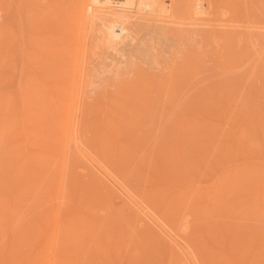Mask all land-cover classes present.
Segmentation results:
<instances>
[{
	"label": "rangeland",
	"instance_id": "rangeland-1",
	"mask_svg": "<svg viewBox=\"0 0 264 264\" xmlns=\"http://www.w3.org/2000/svg\"><path fill=\"white\" fill-rule=\"evenodd\" d=\"M0 1H7L4 2L6 3L5 5L3 2H0V4H3L0 5V12L4 11L3 14L0 13V32L2 31L1 35L4 32L2 37L0 35V42H3L0 43V47L4 46V48L8 49V51L3 47L2 48L4 51L1 50L2 48L0 49V53L2 55L5 54V57L3 56V61H1V63L4 62V64L0 65V95H4L2 98L7 99L9 101L8 103L13 105H10V112L5 109L6 113L4 114L11 118L15 124L17 123L15 125L12 122V129L20 133L22 137V128L25 124L27 126L28 124L21 122V114L27 111L25 114L29 116V111H31L33 108L30 112V117L34 114L36 116L35 119L32 116L35 121L31 119V123L38 121L37 125L38 123H40L39 125L43 124L44 122L42 123V121H44L45 118H43L41 121L39 113H35L34 110L37 112V108L40 106V104H44L43 102H40L42 101V95L49 93L45 92L44 94H41L39 92V95H37L38 90L35 89V84L39 88L41 83H44L45 85L48 83V80L47 82L40 81L41 83L38 81L37 83H39V86L37 83H32L30 78L29 80H31V82L28 81L27 74L24 72L22 75V70L27 69L23 71L28 72V68H21L15 59L19 56L17 54L18 51L16 46L20 40L21 31L23 32L22 34H24L23 36H25V41L30 44V48L36 54L39 52V48H41V45H38L40 40L39 37L41 38V33L39 32V34L37 32L38 30H35V28H37L39 25L38 22H35L38 20V18L30 20L27 15H30V12L33 10L39 14L43 13L46 11L44 10L46 7L47 10H51V12H53H49V14L51 13L50 15L45 14L48 16L47 18L51 17V20L54 18L53 22L49 21L50 18H46L47 22L54 23V26L56 25L60 27H62L61 25L64 24L63 27L69 26L68 28H71L72 31L78 30L77 32H74L73 39L75 42H79L81 36H84L88 30L90 31L94 29L97 31V24L95 22L94 14L96 12V5H99V3L95 0H61L62 5L59 4V6L57 2L59 1L58 3H60V0H57V2L53 0ZM64 1L65 4L63 3ZM170 2L171 0H163L162 7H168ZM187 3L189 7L188 12L186 14H180V12H177L173 19V23H169V25L175 30L172 37H168V28L164 25H162L164 27L160 25L149 27L144 21H138L139 25L138 22H135V30L132 27L133 30L131 31V34L135 37V39L132 37L125 38V35H123L125 33L120 31V35H123V38L120 36H115V38L117 37L115 40L120 41V44L115 46L116 50L114 48L113 51L112 49L114 46L111 47V49L107 47L109 51H107V53H112L109 55L110 59L109 56L107 57L108 54L106 55V63L104 62V64H97L94 61L92 62L91 74L88 81L86 80L85 82H78L79 84L77 83V86L72 87L68 84L71 88L74 87L73 89H71L66 84H62V86H60L61 84H57V86L62 87L63 89L64 87L66 88L65 90H62V92L66 91L65 94L69 91L68 88L71 89V91H69V93L66 95H71V93L74 92L76 93V97H79L78 99H73L72 103L74 102L73 104H76L77 106V110L74 115L75 122L79 127L76 134L78 135L77 141L81 140L83 142V147L80 144L81 142H78V145L84 149L83 151L79 152V155H77L78 153L75 154L76 152H74L75 145L71 146L72 153L74 154L71 153L72 157L70 158V164L72 165L67 172L68 178L70 177V180L71 178L72 180H76L74 184H76L79 187H77L78 190H80L78 191V197L83 196L82 198L84 199L90 197V202L93 198H95L96 203H94L96 206H93L96 208L86 210V212L89 211L90 213L89 217H91L90 219L93 220L92 224L94 222L95 224L99 222L102 223V221L104 222L103 219H107V217H112L115 215L114 218L116 220H121L123 217L125 220L134 219V227H138L135 230L136 232L142 229L144 230L143 232H148L147 235L151 233L157 234L158 228H155V226L152 225V222H149L151 220H149L147 215L143 213H140L141 215L136 213V211L133 210V206L125 203L123 199L124 195L122 194L121 190L119 191V189L117 190V188H112L109 186L108 183L111 180L103 177V172L101 174L99 173L101 169L108 173L113 169L110 174L112 175L113 173V176L115 174V177L112 176V179L122 184V186L125 184V182H128L125 184L126 187L124 188L131 189L132 187L131 190L134 191V193L132 191L131 192L135 197H143L142 199L146 201V199H148V193L155 191L154 194L156 197H153L155 200L151 201V209L153 208L152 213L157 211L155 213H159L157 218L160 219L158 217L160 215L162 216H160L161 219L164 217V220H162L164 222L166 221L165 223L167 225L169 223L171 228L173 226L175 228L176 226H180L182 224V220H179V212L181 215V210L184 212L185 209H187L186 212H188V214H185L190 215V219L192 217L191 221H194L191 223L194 224L196 221V224H194L196 226V231L200 230V232L196 234H199V239L197 238V240L201 239V241L197 242L199 244L201 243L200 247L206 245L204 248L202 247L203 249L200 248L197 251V248L195 250L196 253L198 252L196 257L199 259L197 258L196 260L199 264H257L256 261L259 259V264H264V0H188ZM44 4H49V7H47L48 5L45 6ZM50 4L52 5L50 6ZM30 5L31 7H29ZM3 6H7V9L3 10L5 8ZM58 7H61L62 10ZM53 8L58 10L54 11ZM140 11H142L144 14H147L148 8H142ZM26 12L28 14H26ZM46 13H48V11ZM57 13L60 14L58 15ZM54 14L58 15V18H55L56 16ZM60 15L65 17L63 19L66 21V23H63L64 21L62 20V16L60 20ZM87 15H90L91 18H88ZM12 16L15 19H13ZM19 18H21L22 21ZM46 19L44 18V20ZM27 23L28 26H26ZM35 23L37 25H35ZM51 23L49 24L52 25ZM141 23L144 24L141 25ZM29 26L31 28L34 27L33 30ZM90 26L93 28L90 29ZM28 29L31 30V32H29ZM134 31L137 32L135 33ZM81 33L82 35H80ZM137 37L139 38L137 41L140 45H137V42V44L133 43ZM12 40L14 41L12 42ZM124 42L127 43L125 44ZM100 43V49H102L106 42L101 41ZM134 44H136L137 47L136 45L134 46ZM152 46L158 48L159 53L155 51L154 53L151 49ZM36 48H38V51ZM120 48H122V50H120ZM117 49L120 52H118ZM5 50L8 52L7 54L4 53ZM117 52L120 55H118ZM9 53L10 55L8 57ZM121 53L123 55L125 54L123 56L124 58L121 56ZM118 56H120V58ZM10 58L12 59L10 60ZM0 59L2 60V58ZM173 63L176 64L175 66H177V68L174 70L171 68ZM3 67H6L4 68V71H2ZM121 72H124L125 74H121ZM145 73L149 74L146 75ZM151 74H156L158 77L153 80L151 78L148 79V75ZM24 75L27 76L26 79L25 77L21 78V76ZM140 75L143 77L145 75L146 76L143 79V77H140ZM52 82L54 84L53 87L55 88L49 84L51 86L50 88L56 89V82ZM52 82L49 80V83ZM45 86V89L50 91V88L47 89V87H49L48 84ZM43 90L44 88L42 91ZM50 93L52 95L53 91ZM74 93H72V95ZM55 95L56 93L54 96ZM25 97H29L33 100L36 99L37 101L38 99L40 100L38 103H36L37 105H34L36 107L35 109L32 106L35 101L27 98L29 101L27 100V105H25ZM48 97L51 98L50 95ZM30 101L31 106H29ZM49 101L51 102V99H49L48 102ZM24 105L29 107V110L25 109L27 107ZM79 108H82V111ZM24 109L26 111H23ZM32 112H34V114ZM36 117H38L39 120ZM53 117H55V115ZM51 120L55 121V118H51ZM28 123L31 124L29 120ZM45 123H47L46 120ZM49 124L52 125L50 120L47 126ZM34 125H36V123ZM37 125V131L39 129H45L44 125H41L44 126L42 128H37ZM29 126H32V129H35L33 124ZM77 126H75L74 129ZM34 129L33 131H36ZM41 132L43 131L41 130ZM41 132L37 135L38 139L42 138L40 136H43L41 135ZM58 138H60V136L56 137L55 139L59 140ZM15 139L16 138L8 139L7 141L0 144L2 145V149L0 150V172L2 173L0 175L2 176L0 177L3 178V174L6 173L5 170H9L7 176L9 175L11 179L7 180V185H9L8 187L10 190L14 188H18V190H20L23 188L24 183H28L27 181L29 180L26 179V176H22V174L24 173L23 175H27L28 171H30V168L27 170L25 168L21 169V167L14 168L11 166L14 169L11 167L8 169V167H6L9 160L11 162L12 159H9V156L6 155V150L11 148H7L6 150L4 149V151L3 147H9L8 145L10 144V147H12L14 145L13 142H16ZM42 140H40V142ZM43 141H45V139ZM31 148L32 147H29L30 151ZM35 149H39L38 152L43 151L41 146L36 147ZM2 150L5 152V154ZM150 155H152V158ZM161 156L163 157L161 158ZM147 157L149 159H147ZM73 158L76 159L73 160ZM215 159L216 164L214 163ZM151 160H153V163ZM180 161H182V163ZM211 162L214 163V166L216 167L212 166ZM144 165L146 166V169ZM174 165L175 167H173ZM236 165L239 166V168H236ZM41 166H43V168ZM41 166V169H45L44 165ZM204 168L208 169H206L207 171H205V173ZM230 168L232 170H230ZM228 169L231 171L232 175L230 172H228ZM2 170L4 171L2 172ZM15 170H18L17 173ZM69 171L72 173L70 174ZM190 171L191 173L188 174ZM18 172L20 173L18 174ZM193 173L198 174V176H195ZM225 173L226 175L230 173L229 176L231 177L229 178L225 176L229 179L226 180L225 178L226 181L222 182L225 183L223 184V187L225 186V188L222 187L224 189V193L222 194L223 196L221 194L219 195V193L216 191H213V193L211 188L216 189V187L218 188L219 185L222 186L220 182L224 178L222 179L221 177H224L223 175ZM21 176L26 180L21 179ZM122 176L125 179H123ZM168 178L172 179L170 180V183L167 182V184L169 183V185L172 186V189L169 185L168 187L167 185H164V183H166L164 182V179L167 180ZM122 179L125 182H123ZM169 179L167 181H169ZM12 180H14V182ZM9 181L13 182L12 185ZM162 181L164 182L163 184ZM0 183H2V181ZM111 183L112 182H110V184ZM197 183L198 185L200 183L199 186L205 187L206 190H209L206 191L205 188H202V191H196L195 194L200 192V194H198L200 197L197 198V196L194 195L195 197L193 201L189 205L187 204L188 207L186 208V206H184L185 203L183 202H186L187 196H189L193 189L198 186ZM3 184H0V189L2 188V191L0 190V204H2L4 201L2 192L4 191L3 189H5L6 184H4V186ZM21 184L23 187H21ZM174 184H176V186ZM76 185L74 186L76 187ZM23 189L25 190V188ZM142 190L145 192L143 193ZM148 190L149 192H147ZM181 190L183 192L185 190V193H181L182 198L180 199L176 196V193L180 192ZM186 191L187 193L190 191V193L186 195ZM117 192H120L122 195L120 193L117 194ZM206 193L208 196H206ZM215 193H217V196H215ZM159 196L164 198L162 199ZM1 198H3V200ZM38 198H36L38 200L32 201L35 199L34 196V199L32 200L27 202H25L26 200L23 201L24 204L26 203V205L23 204L25 206L26 212H28L26 208H28L27 206L30 204V202L32 205H34L32 206L30 204V209L33 207H39L41 205L43 199L39 196ZM195 198H197L198 201H195ZM37 201L39 202L37 203ZM119 202H122V206ZM116 205H118V207ZM155 206L157 210H155ZM109 207L110 210L113 209L111 210V213L108 209ZM106 212H109L110 216L109 214H106ZM133 212L138 215L135 213L133 214ZM105 215H107V217H105ZM124 219L123 221L117 222L120 224L126 222ZM116 220H114V222H116ZM177 220L180 221V224H177ZM108 222L109 221L106 220L104 223L106 224ZM114 222L110 223V228H108L109 224H107L106 229L114 230L113 228H116V231L120 230V224L116 226L112 225ZM152 227L154 228V231H152ZM100 228L103 232H105V234L101 231L98 235L99 232L97 233V229H92L91 232L93 234H91L93 236L89 238L90 235L88 234L87 239H90L89 241L91 242L96 240L95 242L99 241V243H101V239L104 240L107 238L105 236L108 231L106 232L104 230L105 227L103 225L98 227V229ZM122 231L123 228L119 232ZM158 232L159 235L157 234L154 236L155 238L158 237L156 238L158 240H156L157 244L159 242L160 244L158 245H161L162 243L165 244L167 241H165L163 238L164 236H162L164 234H162L160 230ZM74 239L77 241L73 243L75 244V248L79 247L80 251L87 250L86 254L89 255L90 253L91 256H97L98 252L95 253V251L92 250L93 245L91 246L89 244L90 247L86 248V243L85 245L81 244L80 247L79 241L81 238L78 240V237H75ZM87 239H83L84 243L85 241L88 242ZM178 240H180V238ZM191 242L194 243L193 240ZM166 245L168 248H164V245H161L163 248L160 246L161 248L158 247L159 249L157 248L155 251L152 249H148L150 251L146 250L147 258L150 256L148 261L152 258L153 261H150L152 264L168 263V258L166 255H168L169 251L172 249L170 250L169 247L171 246L168 245V243L165 244V246ZM91 247L92 249H90ZM234 247L235 249H232ZM77 248L76 250L73 248V251H77ZM160 249L165 251L163 252ZM79 250L78 252H80ZM175 250L176 249H174V251ZM200 250L201 252H199ZM174 251L172 253V260L174 262L171 261V264H180L182 255L180 256L179 253ZM202 251L206 254H204L206 256L205 259ZM151 253L154 254L152 255ZM175 253L177 255H175ZM155 254L158 256L156 257ZM208 258L210 260H208Z\"/></svg>",
	"mask_w": 264,
	"mask_h": 264
},
{
	"label": "bare ground",
	"instance_id": "bare-ground-1",
	"mask_svg": "<svg viewBox=\"0 0 264 264\" xmlns=\"http://www.w3.org/2000/svg\"><path fill=\"white\" fill-rule=\"evenodd\" d=\"M26 1H28V0H26ZM53 1L57 2V0H53ZM95 1L99 3V5H96V12H95V14L93 12L94 18H95V22L97 24V31H95L94 29H92L93 27H91L92 25L90 23V25H91L90 26V29H92L94 31H92V30L89 31L88 30L87 33L85 32L86 34L84 36L81 33L80 35H82V36H81L79 42H75L74 39H73L74 32H77L78 30L72 31L71 28H68L69 26L63 27L64 24L61 25L62 27H60V26H56V25L54 26V23L47 22V19H49V18H50L49 21H52L53 22V19L54 18H52V20H51V17L47 18L48 16H46L45 14H49V12H51V10L50 11L47 10L46 7L44 9V10H46V11H44L45 13L43 12V8H42V12L43 13H40V14L39 13H36L34 10L30 12V15L26 12V14H28L27 16H28V18L30 20H33V19H37L38 18V20H36L35 22H38L39 25L37 26V28H35V30L37 29L38 31L37 30L36 31L38 33L39 32L41 33V38L38 35V37L40 39L39 42H38L39 43L38 45H41V48H39V52L36 54L30 48V44H28L25 41V36H23L24 34H22L23 32L21 31V37H20V40H19V42H18V44L16 46V49L18 51L17 54L19 56H18V58H15V56L13 55V57L17 61V64H19V66H21V68L25 67V68H28V70H29L28 72H26V71H23V70H27V69H23L22 70L23 73L21 72L22 75L25 72L27 74L28 78L25 75L24 76H21V78L22 77H25V79L27 78L28 81H30V82L32 80V83H37L38 81H39V83H41L40 81L47 82V80H48V83L47 84H48L49 87H47V89H49L51 87L49 84H51L52 87L54 86V84H53L52 81H54V83L56 82V84H55L56 86H57V84H59V85L61 84L60 86H62V84H64V85L66 84L67 86L71 85V87L72 86H77L76 84L78 82L80 83V82H85L86 80L88 81L89 76L91 74V69H92L91 68V64H92L93 61L95 63H97V64H104V62L106 63L105 57L108 54L107 53V51H108V48L107 47H109L111 49V47L114 46L113 49H112V51L114 50V48L116 50V47L115 46L119 45L120 44V41L115 40V39H117V37L115 38V36H120V37L123 38V35H125V38L126 37H130V38L132 37V38L135 39V37L132 36V34H131V31L134 29V25H136L135 22L144 21L145 24H148L149 27L159 26V25L162 26V25H164V26H166L168 28L167 29L168 30L167 33H169L168 34V37L169 36L172 37V35L174 34L175 30H174L173 27H171L169 25V23H173V19H174L175 14L177 12H180V14L181 13L182 14H186L188 12V8H189L188 7V3H187L188 0H171L170 5H168L169 8L168 7H165L166 9L164 7H162L163 6L162 5L163 0H95ZM0 2H3V1H0ZM4 2H7V1H4ZM58 2H57L58 5L59 4L62 5V1L60 3H58ZM29 3H30V1H29ZM45 3H47V2H45ZM63 3L65 4V1ZM5 4L6 3H4V5ZM11 4H10V6H11ZM52 4H53V2H52ZM52 4H50V6ZM0 5H3V4H0ZM31 5L29 7H31ZM46 5H48L47 7H49V4H46ZM3 7H5V6H3ZM6 7L3 10L7 9ZM26 7H27V5H26ZM52 7H54V6H52ZM146 7L148 8V13L147 14H144L140 10L142 8H146ZM58 8H60L62 10L61 7H58ZM53 9H54V11L55 10H58V9H55V8H53ZM47 11H48V13H46ZM3 12H0V13L3 14ZM6 12H8V11H6ZM51 13H53V12H51ZM60 13H57V14L59 15ZM87 14H89V13H87ZM58 15H55L56 16L55 18H58L57 17ZM62 15H63V13H62ZM62 15L59 16L60 17V20H61V16ZM83 15H84V13H83ZM14 16H16V15H14ZM42 16H44V17H42ZM89 16H88V18H91V16L90 17ZM83 17H85V16H83ZM12 18L15 19L13 16H12ZM21 18H19V19L22 21V19H24V18H22V19ZM44 18L45 19L47 18V19L44 20ZM63 18H65V17L62 16V20L64 21ZM10 19H11V17H10ZM45 21H46V24H45ZM88 21H89V19H88ZM2 22H3V20H2ZM139 22H138V25H139ZM31 23H33V22H31ZM47 23H48V25H47ZM49 23H51L52 25H50ZM63 23H66V21H64ZM12 24H13V22H12ZM142 24H144V23H141V25ZM35 25H37V24L35 23ZM10 26H11V24H10ZM26 26H28V23L26 24ZM164 26H162V27H164ZM132 27H133V29H132ZM135 27H137V26H135ZM33 28H31V29L33 30ZM156 29H154V30H156ZM120 31L124 32L125 34L120 35ZM1 32H0V35H1ZM29 32H31V30H29ZM134 32L136 33L137 31H134ZM134 32H133V34H134ZM3 33H2V35H4ZM2 35H1V37H2ZM7 35H9V34H7ZM162 35H163V33H162ZM32 37H34V36H32ZM3 38H4V36H3ZM137 38H136V40L133 41V43H136V42L138 43L137 40H139V38L138 39ZM99 40H100V42L101 41H105L106 42L102 49H100V44L101 43L99 42ZM13 41L14 40H12V42ZM127 42H124V43L126 44ZM153 42H154V40H153ZM0 43H3V42H0ZM128 44H129V42H128ZM136 44H134V46ZM137 45H140V44L138 43ZM137 45H136V47H137ZM155 46H152V48H151L152 51L153 52L155 51V52L159 53L158 52V48H156ZM2 47L4 48V46H2ZM2 47H0V49ZM3 48L1 50H3ZM4 49H7V48H4ZM36 49L38 51V48H36ZM120 50H122V48H120ZM7 51H8V49H7ZM124 51H126V50H124ZM12 52H14V51H12ZM118 52H120V51L118 50ZM118 52H117V54L120 55ZM4 53L7 54L8 52H6V50H5ZM110 54H108L107 57ZM0 55H1L0 58H2V60L0 59V65H1V64H4V62L1 63V61H3V59L5 57L4 56L5 54L2 55L0 53ZM9 55H10V53L8 54V57H9ZM124 55L122 54L121 56L123 57ZM118 57L120 58V56H118ZM122 57H121V59H122ZM132 57H133V55H132ZM135 57H137V56H135ZM6 58H7V56H6ZM119 58H118V60H119ZM11 59L12 58H10V60ZM109 59H110V56H109ZM118 60H117V62H118ZM121 61H124V60H121ZM107 63H109V62H107ZM175 65L176 64H174V63H173V65H171L172 66L171 68L173 70L175 68H177V66H175ZM2 66H5V65H2ZM4 68H6V67H3L2 68L3 69L2 71H4ZM152 68H154V67H152ZM32 70H33V73H32ZM175 71H177V70H175ZM123 73L121 72V74H123ZM140 73H142V72H140ZM140 73H137V74H140ZM147 74H149V73H147ZM133 76H134V74H133ZM140 77H143V76L140 75ZM144 77H143V79H144ZM156 77H158L156 74H151V75H148L147 78L148 79L151 78L153 80V79H156ZM29 78L31 80H29ZM137 78H139V77H137ZM33 80L36 81V82H34ZM49 80L52 83H49ZM142 82H143V80H142ZM39 83H37L38 86H39ZM47 84H45V85H47ZM45 85H44V83H41L40 86H39V88H38L36 86V84H35V89L38 90L37 91L38 92L37 95H39V92L41 94H44L45 92H49L50 93L51 91H53V93L55 91L56 95L54 96L55 93L54 94L52 93V95H51V93L50 94L49 93L48 94L45 93L44 95H42L43 96V97H41L42 98V101H40L39 99H38V101L43 102L44 104L43 105L40 104V106L37 108V112H36V110H34V111H35V113H39V115L41 117V119H40L41 121H42L43 118H45V120L47 121V123H45V120L42 121V123L44 122L45 124L43 123L41 125H44L45 127L39 125L40 123H38V125H37V122L38 121L31 123V119H33V118L35 119V116L36 115L34 114V112H32L34 115H31V117H30V112L33 109L32 107H31L32 108L31 111H29V116H27L25 114V113H27V111L25 109L29 110L28 109L29 107L25 106V105H27V100H28L27 98H29V97H25L26 100H24V101H26V103L24 102L25 103L24 106L27 107V108H25L23 110V111H26V112H23V114H21V117L20 118H21V122L22 123L23 122L27 123L28 126L25 124L27 127L25 125L23 126V128L21 127L22 128V137H21L20 133H18L16 130H13L12 129L13 128L12 127L13 120H11V118H9L6 114H4V113H6L5 111L6 110L9 111L10 110V107L13 106V105H11L10 103H8L9 101L7 99L2 98L4 95L3 96L0 95L1 96L0 98H2V99H0V144H2L3 142L7 141L8 139L16 138L15 139L16 142L15 143L13 142L14 145L12 147H10V145H11L10 143H8V144H10V145H8L9 147H6L5 145H3V146H5V148L3 147V150L4 149L6 150L7 148H11V149H7L6 150V155L9 156V159L12 158L11 159V162L9 160V162L7 163V166L6 167H8V169L11 166H13L14 168L15 167H18V168L21 167V169L22 168H25L27 170L30 168V171H28L27 175L26 174L23 175L24 173L22 174V176H24V177L26 176V179L29 180V181H27L28 183H24V181H23L24 187L21 184L22 185L21 187L25 188V190L23 188H21V187H20L21 188L20 190H18V188L17 189L14 188L12 190L9 189V187H8L9 185H7L8 184L7 183V180L11 179L9 175L7 176V173H8L9 170L6 169L5 170L6 173L3 174V178L0 177V178H2V179H0V182L2 181V183H0V184H3V182H4V184H6L5 189H3L4 191L2 192L4 201H3L2 204H0V264H152L151 262L153 260L151 258L148 261V258H150V256H148V258H147V256H146V250L152 249L153 251H155L158 247L161 248L163 245H164V248H165V247H167V245L165 246V244H167V243H168V245L171 246L169 248H170V250L172 249L171 250L172 252L169 251L168 255H166L167 258H168V260H167L168 263H166V264H171V261H173L172 260L173 259L172 258L173 257V254L172 253H173L174 249H176L175 250L176 253H179L180 256L181 255L183 256V258L181 256V263L180 264H199L197 262V260H196L198 258V257H196L198 255L197 254L198 252L196 253L195 250L198 248L197 249V251H198L200 248H202V247L204 248L206 245L200 247V244L201 243L199 244L197 242V241H201V239L200 240H197V238L199 237V234H196V233H199L200 230L199 231L197 230L198 232L196 231V226L194 225V224H196L195 223L196 221L194 222V224L191 223L194 220L191 221L192 220V217L190 219V215H187L188 214V212H186L187 209H185L184 212H183V210H181V215H180V212H179V217H180L179 220L180 221L182 220V224L180 226H176L175 225L176 226L175 228H174L173 225H171V226H173L171 228L169 226V223L167 225L165 223L166 221L165 222L163 221L164 220V217L162 218L163 220L161 219V217H162L161 215H160L161 217L158 216L160 219L157 218V215L159 214V213L158 214H155L157 211L155 213H152V209L153 208L151 209V205H152V202L151 201L155 200V198L153 199V197H156V195L154 194L155 191H151L150 193H148V195H147V198L148 199H146V201H144L142 199L143 197L142 198L141 197L139 198V196L135 197L134 194H133L134 191L131 190L132 187H131V189L124 188V187H126L125 184L128 183V182H125L123 180V179H125L123 177L124 175L122 176L123 177L122 180H123V182H125V184L123 183L125 186L124 185L122 186V184H120L117 181H114L112 179L113 177H115V174H114V176H113V173H112V175L110 174V172L113 171V169L111 171H109V173L106 172L105 170L101 169V171L99 173L101 174L103 172L102 173V174H104L103 177H106L108 180H111L110 182H112V183L110 184V182H109L108 183L109 186H111L112 188L113 187L114 188H117V190L119 189V191L121 190L122 194L124 195L123 196V199H124L125 203L133 206L134 207L133 210L136 211V213H138V214L143 213V214L147 215V217L149 218V220H151L149 222H152V225H154L155 228H158V231L160 230V232H162V234H164V235H162V234L161 235L164 236L163 238L167 242L165 244H163L161 242L162 243L161 244L162 246L161 245H158V244H160V242L157 244V241L158 240L156 238H158V237L155 238L154 236L159 233L158 231H157V234L151 233V234H148V235H147L148 232L147 233L146 232H143L144 230H142V229H141L142 231L139 230V231L136 232L135 230L138 227L137 228L134 227L135 226V224H134L135 222L133 221L134 219H130V220L127 219V220H125L124 217H123V219L126 222L121 223L122 224L121 225L117 221H123V219H121L118 216L121 220H119V219L116 220L114 218L115 215L111 217L110 216V213H111V210H113V209L110 210V207L108 208L109 211H110V213L109 212H106V214H109L110 217H107V215H105V217H107V219H103L104 222L106 220H108L109 221L108 223L105 224L102 221V223L99 222V223L95 224V222H94L92 224L93 220L90 219L91 218V217H89L90 216V213H89V211H87L88 212L87 213L86 210H88V209L91 210V209H95L96 208V207H94V206H96L95 205V203H96L95 198L92 199L93 202L92 201L90 202V200H91V199H89L90 197L89 198L87 197L89 200L87 198H85L86 200L84 198H82L83 197L82 196L83 194L81 195L82 197H78L79 196L78 195V193H79L78 191H80V190H78L79 187L76 184H74L76 180L73 179L74 180L73 181L72 178L70 180L69 179L70 177L68 178V173H67L68 170L70 169V166L72 165V164H70V158L72 157V154H74V153H72V147L71 146H74L75 145L74 146L75 148L73 147L75 151L74 150L73 151L76 152L75 154L78 153L77 155H79V152L83 151V149H84V148L82 149L80 147V145H78V142H81L80 144L83 147V145H82L83 142L81 140L80 141H77L78 140V135H76L77 132H78V129H79V127L77 126L78 124L75 122V117H74V115L76 113V110H77V106H76V104L75 105L73 104L74 102L72 103V100L75 99V98H77L76 95H75L76 93L72 92V93H74L73 95H75V96H73L72 93H71V95H66L74 87L71 88L69 86L71 89L68 88L69 91L65 94L66 91L65 92H62V90H65L66 89L64 86H63L64 89L62 87L57 86L56 89H53V88H55V87H53V88H50V91H47L45 89V87H46ZM40 87H41V90H40ZM43 88H44V90L42 91ZM5 93H6V91H5ZM63 94H65V95H63ZM49 95H50L51 98L48 97ZM28 96H30V95H28ZM63 96H67V97H63ZM5 98H6V96H5ZM49 99H51V102L50 101L48 102ZM30 100L35 101V103L32 105L34 107V109H35L36 107L34 105L36 103H38V101L36 99L35 100L30 99ZM29 106H31V101L29 103ZM80 110L82 111V108ZM54 115H55V117H53ZM32 116H33V118H32ZM11 117H12V114H11ZM36 118L39 120L38 117H36ZM51 118L52 119L55 118V121L54 120H51ZM28 120L35 127V129L33 128L34 130H36V125H37V128L44 127L45 129L44 130L43 129H39L38 131L37 130L36 131H33L32 126H29L31 124L28 123ZM49 120L52 123V125L49 124L47 126V124L49 123ZM52 121H54L55 124ZM35 123H36V125H34ZM46 126H47V128H46ZM75 126H77L78 128L76 127L74 129ZM14 129H16V128H14ZM41 130L43 132H41ZM39 131L41 132V135H43V136H40V137H42L40 139H38V137H37V135L40 134ZM36 132H37V134H36ZM59 136H60V138H58L59 140L55 139L56 137H59ZM42 139L43 140L45 139V141H43ZM40 140H42L43 142L41 141L42 142L41 143ZM217 145H218V143H217ZM40 146H41V148H43L42 149L43 150L42 152H38L39 149L38 150L35 149L36 147H40ZM29 147H32V148L35 147V148H33V150L31 148V151H30ZM216 148H217V146H216ZM1 149H2V145H0V150ZM213 153H215V152H213ZM4 154H5V152H4ZM151 156L152 155H150V157ZM158 157H159V155H158ZM162 157L163 156H161V158ZM75 159L73 158V160H75ZM147 159H149V158L147 157ZM213 159H214V157H213ZM7 160H8V158H7ZM154 160H155V158H154ZM194 160H196V159H194ZM147 162H149V161H147ZM151 162L153 163V160H151ZM180 162L182 163V161H180ZM214 163L216 164V159H215V162ZM214 163L211 162L212 166H214ZM239 164H240V162H239ZM245 164H246V162H245ZM245 164H243V165H245ZM41 165H44L45 166L44 167L45 169H41L40 168ZM219 165H221V164H219ZM148 166H149V164H148ZM212 166H211V168H212ZM13 167H11V168H13ZM35 167H37V168L39 167V168L37 169ZM41 167L43 168V166H41ZM173 167H175V165ZM214 167H216V166H214ZM233 167H235V166H233ZM256 167H257V165H256ZM73 168H74V166H73ZM73 168H72V170H73ZM102 168H103V166H102ZM207 168H208V166H207ZM236 168H239V166H237ZM244 168H245V166H244ZM106 169H108V168H106ZM145 169H146V166H145ZM206 169L204 168V173H205V171L208 170V169L207 170ZM18 170H15L16 173H17ZM230 170H232V169L230 168ZM3 171L4 170H2V172ZM120 171H122V170H120ZM12 172H14V171H12ZM228 172L231 173V171H229V169H228ZM19 173L20 172H18V174ZM71 173L72 172H70V174ZM190 173H191V171L188 174H190ZM0 174H2V173L0 172ZM193 174H195V173H193ZM221 174H222V172H221ZM229 174L226 175V173H225L223 175L224 177H221L222 179L224 178L223 180L221 179L222 181L220 182V184L222 186L219 185L218 188L217 187H216V189L215 188L214 189L211 188L212 190L211 189L210 190L212 192L213 191H216L217 193H219V195L220 194L222 195L224 193V189L223 188H225V186L223 187V184H225V183H222V182H225L226 180H228L231 177V176H229ZM73 175H75V174H73ZM196 175L198 176V174H195V176ZM231 175H232V173H231ZM0 176H2V175H0ZM22 176H21V179H23ZM188 176H190V175H188ZM225 176H227L229 178H227ZM225 178H226V180H225ZM26 179H23V180H26ZM162 180H163V178H162ZM167 180L164 179V182H166V183H164L162 181V184L164 183V185H167V187H168V185L170 183V180H172V179H169V181H167ZM12 181L14 182V180H12ZM18 181H19V179H18ZM98 181H99V179H98ZM194 181H195V179H194ZM9 182H11V181H9ZM13 182H11V185H12ZM159 182H160V180H159ZM167 182H169V183L167 184ZM175 182H177V181H175ZM189 182H191V181H189ZM158 183H157V185H158ZM4 184H3V186H4ZM172 184H173V181H172ZM74 185H76V187ZM132 185H133V183H132ZM174 185L176 186V184H174ZM197 185H198V183H197ZM199 185H200V183H199ZM199 185L198 186L195 185L196 187H195V189H193V191L191 189V191H192L191 193H190V191H188V193L186 191V195H188L190 193L189 196H187V198H186L187 199L186 202H183V203H185L184 206H186V208L193 201V199L195 197L194 195H196L197 198L200 197V196H198V194H200V192H198L197 194H195V192L196 191H199V190L202 191L201 189L202 188L204 189L205 187H201ZM79 186H80V184H79ZM150 186H152V185H150ZM169 186L172 189V186L171 185H169ZM27 187H28V189H27ZM163 187H165V186H163ZM11 188H12V186H11ZM102 188H103V186H102ZM178 188H179V186H178ZM97 189H100V188H97ZM205 190H206V188H205ZM208 190H206V191H208ZM11 191H13V192H11ZM22 191H23V193H22ZM181 191L178 192V193H176V196L178 198H180V199L182 198V194L181 193H183V194L185 193V190H184V192L183 191L181 192ZM104 192H105V190H104ZM142 192L144 193L145 191L142 190ZM147 192H149V190ZM118 193H120V192H117V194ZM217 193H215V196H217L216 195ZM24 194H27V195H24ZM159 195H161V194H159ZM34 196H35V199H34ZM38 196L43 199V201L41 200L42 203L40 202L41 205L39 207H33L32 209H30L31 208V205H32L31 202H30L31 205L29 204L27 206L28 208H26V210L28 212H26L25 211V206H24V205H26V203L24 204L23 201L26 200L25 202H27V201L32 200V199H34L32 201H36V200L39 199ZM206 196H208V194ZM224 196H226V195H224ZM3 198H1V199L3 200ZM36 198H38V199H36ZM109 198H110V196H109ZM109 198H108V200H109ZM160 198H162V197H160ZM183 198H184V196H183ZM197 198H195V201L196 200L198 201ZM111 199H112V197H111ZM121 199H122V197H121ZM201 199H202V196H201ZM38 202L39 201H37V203ZM101 202H102V199H101ZM105 202H107V201H105ZM121 203H120V205H121ZM97 204H98V202H97ZM32 206H34V205H32ZM116 206L118 207V205H116ZM156 206H155V208H156ZM97 208H99V207H97ZM28 209H30V210H28ZM81 209H82V211H81ZM192 209H193V206H192ZM106 210H107V208H106ZM155 210H157V208ZM83 212H86L87 214L86 213H83ZM195 212H196V210H195ZM134 213L135 212H133V214ZM185 213H187V214H185ZM138 214H136V215H138ZM86 215H88V216H86ZM108 218H110V219H108ZM114 220H116V222H114ZM179 220H177L178 221L177 224H180V221ZM111 222H114V224H112V225H115V226L120 224V228L121 229L123 228V231L122 232H119V231H121V229L118 230V231H116L115 230L116 228H113L114 230L106 229L107 228V224H109V227L108 228H110V223ZM147 224H146V226H147ZM100 225L101 226L103 225L105 227V229L104 228H102V229H104L106 232L108 231V233L105 236L107 238H105L104 240L101 239V243H99V241L98 242H95L96 240L94 241L93 239H91V240H93L92 242L89 241L90 239L89 240L87 239L88 238L87 235L88 234L90 235L89 238H91L93 236L92 235L93 233L91 232L92 229H97V233L99 232L98 235L100 234V232L102 231L101 228L98 229V227H101ZM153 229L154 228L152 227V231H154ZM197 229H198V227H197ZM149 232H151V231H149ZM103 233L105 234V232H103ZM179 234L181 235V237H180ZM100 236H102V235H100ZM75 237H78V240H79V238H81L80 241H79L80 247H81V244H84L85 245L86 243H87V245H86L87 247L86 248H89L90 245L91 246L93 245L92 246L93 249H92V247L90 249H92L93 251H95V253L98 252L97 253V256H91L90 253L88 255V254H86V251L87 250H84V251L81 250L80 251L79 250V247L78 248L76 247V248L80 252H78V250L75 251L76 250V248L74 247L75 244H73L74 242H77L76 239H74ZM82 237L85 240L87 239L88 242L85 241V243H84V240L82 239ZM178 237L180 238V240H178L179 239ZM94 239H95V237H94ZM81 240H82V242H81ZM192 240H193L194 243L191 242ZM204 240H206V239H204ZM202 242H204V241H202ZM244 242H245V240H244ZM195 243H196V245H195ZM227 244H229V243H227ZM193 245L195 247L196 246H199V247H196L195 248ZM202 245H203V243H202ZM134 246H136V247H134ZM73 248L75 249L74 251H73ZM83 248H81V249H83ZM90 249H88V250H90ZM232 249H235V247L232 248ZM160 250L163 251V249H160ZM93 251H91V252H93ZM148 251H150V250H148ZM204 251H206V250H204ZM199 252H201V250ZM176 253H175V255H177ZM202 253H203V255L205 254L203 251H202ZM151 254L153 255L154 253H151ZM207 254H209V253H207ZM205 255H204V259L206 257ZM157 256L158 255H156V257ZM151 257H154V256H151ZM227 258H228V256H227ZM202 259H203V257H202ZM208 260H210V259L208 258ZM259 260L256 261L257 264H259Z\"/></svg>",
	"mask_w": 264,
	"mask_h": 264
}]
</instances>
